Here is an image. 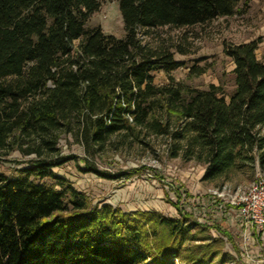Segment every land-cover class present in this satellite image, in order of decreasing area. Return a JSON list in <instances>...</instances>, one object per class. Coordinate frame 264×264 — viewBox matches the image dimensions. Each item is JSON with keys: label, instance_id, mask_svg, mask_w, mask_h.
Masks as SVG:
<instances>
[{"label": "trees", "instance_id": "16d2710c", "mask_svg": "<svg viewBox=\"0 0 264 264\" xmlns=\"http://www.w3.org/2000/svg\"><path fill=\"white\" fill-rule=\"evenodd\" d=\"M104 1L0 0V159L14 151L32 156L16 175L0 173V264L223 261L221 236L190 244L201 239L193 228L211 229L192 214L171 218L94 204L55 168L83 160L82 171L115 178L87 158L62 154L59 142L73 133L100 149L126 132L146 144L163 137L169 158L202 164V180L221 182L219 188L264 168L260 39L225 44L234 64L228 92L214 83L202 89L178 81L171 73L184 62L175 51L187 50L158 32L234 16L251 0H111L119 5L123 36L88 24ZM159 69L168 84L155 83Z\"/></svg>", "mask_w": 264, "mask_h": 264}, {"label": "rangeland", "instance_id": "374dc122", "mask_svg": "<svg viewBox=\"0 0 264 264\" xmlns=\"http://www.w3.org/2000/svg\"><path fill=\"white\" fill-rule=\"evenodd\" d=\"M89 25H101L105 32L116 36L125 34L124 21L115 1L105 0L101 9L89 20ZM163 38L181 44L186 54L175 51L176 60L184 62L171 74L186 86L208 88L211 83L221 85L226 91L233 90V62L224 52L226 43H245L260 39L257 54L264 55V0H251L247 9L230 17H218L208 23L183 28L163 27L158 29ZM194 67L205 68L200 75L193 73ZM157 85L168 84V74L163 69L155 71ZM148 144L136 139L131 132L113 135L103 148H89L73 133L61 135L59 147L62 154H76L87 158L101 171L115 178H105L93 172L81 170L83 160L70 161L55 171L66 176L80 191L87 193L94 204L110 203L124 211L158 210L167 217L179 218L183 213L195 222L209 224L204 231L193 228L197 238L191 245L210 237L221 236L224 240L223 261L216 257L212 264H264V233L255 229L248 235L238 221L236 210L229 203L212 197V182L202 180L205 167L195 161L169 158L166 140L149 137ZM24 157L19 151L0 159V173L16 175L24 166ZM21 162V163H20ZM263 173L257 166L253 172L239 173L224 185L230 193L247 189ZM51 182L50 180H47ZM228 198V196H226ZM191 216V215H190ZM201 223V222H200ZM202 230V231H201Z\"/></svg>", "mask_w": 264, "mask_h": 264}, {"label": "built area", "instance_id": "2783aa9c", "mask_svg": "<svg viewBox=\"0 0 264 264\" xmlns=\"http://www.w3.org/2000/svg\"><path fill=\"white\" fill-rule=\"evenodd\" d=\"M212 197L222 200L220 204L229 203L236 210L244 234L255 229L264 233V174L260 173L255 181L245 190L230 193L226 186L212 189ZM228 196V198L226 197ZM202 223L203 219L199 218Z\"/></svg>", "mask_w": 264, "mask_h": 264}, {"label": "crops", "instance_id": "0c3cea01", "mask_svg": "<svg viewBox=\"0 0 264 264\" xmlns=\"http://www.w3.org/2000/svg\"><path fill=\"white\" fill-rule=\"evenodd\" d=\"M203 174H204V171H203ZM203 174H202V175H203Z\"/></svg>", "mask_w": 264, "mask_h": 264}]
</instances>
